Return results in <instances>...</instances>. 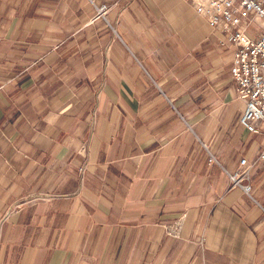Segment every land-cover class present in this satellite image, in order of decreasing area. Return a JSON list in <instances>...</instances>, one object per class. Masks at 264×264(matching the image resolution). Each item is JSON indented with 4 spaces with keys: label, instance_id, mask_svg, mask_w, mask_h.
<instances>
[{
    "label": "crops",
    "instance_id": "crops-1",
    "mask_svg": "<svg viewBox=\"0 0 264 264\" xmlns=\"http://www.w3.org/2000/svg\"><path fill=\"white\" fill-rule=\"evenodd\" d=\"M218 36L187 0H0V264H264V168L229 178L264 125Z\"/></svg>",
    "mask_w": 264,
    "mask_h": 264
},
{
    "label": "built area",
    "instance_id": "built-area-1",
    "mask_svg": "<svg viewBox=\"0 0 264 264\" xmlns=\"http://www.w3.org/2000/svg\"><path fill=\"white\" fill-rule=\"evenodd\" d=\"M196 12L205 18L210 29L218 34L221 47L232 48L231 78L236 83L238 98L245 110L241 125L250 133H262L264 125V0H187ZM117 5L102 4L97 16L107 18ZM210 162L216 158L211 155ZM264 168V146L253 160L242 158L238 168L229 173L231 187H241L250 194L254 171ZM86 165L79 168L83 179ZM53 195L33 192L14 203L9 216L20 209L47 202ZM185 215L163 223L167 234L179 237Z\"/></svg>",
    "mask_w": 264,
    "mask_h": 264
},
{
    "label": "rangeland",
    "instance_id": "rangeland-1",
    "mask_svg": "<svg viewBox=\"0 0 264 264\" xmlns=\"http://www.w3.org/2000/svg\"><path fill=\"white\" fill-rule=\"evenodd\" d=\"M184 221V220H183Z\"/></svg>",
    "mask_w": 264,
    "mask_h": 264
}]
</instances>
